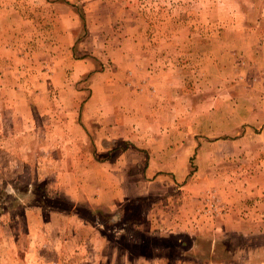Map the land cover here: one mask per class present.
I'll return each mask as SVG.
<instances>
[{"label":"rangeland","instance_id":"obj_1","mask_svg":"<svg viewBox=\"0 0 264 264\" xmlns=\"http://www.w3.org/2000/svg\"><path fill=\"white\" fill-rule=\"evenodd\" d=\"M0 264H264V0H0Z\"/></svg>","mask_w":264,"mask_h":264},{"label":"crops","instance_id":"obj_2","mask_svg":"<svg viewBox=\"0 0 264 264\" xmlns=\"http://www.w3.org/2000/svg\"><path fill=\"white\" fill-rule=\"evenodd\" d=\"M107 115H110V114H107ZM153 120V119H151ZM74 122V121H72ZM81 123V122H80ZM78 124V126L80 127V130L82 129V126L81 124ZM136 126L138 125L135 124ZM136 126H133V124L131 125V129L130 130V133L128 135V137H124V139H130V140H133V141H138V139L140 140V138L142 139V135H140V132L138 131H134V129H136ZM105 128H107L108 130L111 129L110 126L108 127H102L101 129V133H103L105 131ZM108 130H106L107 132H104L106 133V135L108 134ZM100 137V138H99ZM162 137V136H160ZM115 136H112V137H109V136H97V139L101 140V141H105L107 139L109 140H112L114 139ZM143 141V140H141ZM145 141V140H144ZM143 141V143H144ZM163 141L165 143L161 144V146L163 145L164 148H161L159 152L156 153L157 156L159 157H164V158H167L165 159L164 161L165 162H161L159 160H155V159H150V162L149 164H146V169L144 168V170L146 172H150V173H157L158 171H163V170H167V171H172L174 169L177 168V161H176V155L178 154V145L176 144V142L178 141V136L177 134H173L172 132L170 134H165L163 135ZM142 143V142H141ZM131 146V145H130ZM137 150V149H136ZM132 150L128 148V150H126L125 152H123L122 154V157L127 153V152H131ZM135 155V154H132V156ZM154 152L152 153V157H154ZM151 157V155H150ZM137 167H141L137 164ZM164 167V168H163ZM155 176V174H154ZM108 184H109V190L112 189V192L110 194H112L111 196H107V198H110V201H106L107 203H110L112 202L115 197H120V198H123L127 201H130V199L128 198V195L126 194V188L124 185H119V184H115V182H109L108 181ZM101 186H106V181H102V182H98V187H101ZM123 186V187H122ZM112 200V201H111Z\"/></svg>","mask_w":264,"mask_h":264}]
</instances>
